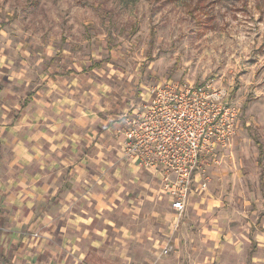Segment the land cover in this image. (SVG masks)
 Masks as SVG:
<instances>
[{
    "label": "rangeland",
    "instance_id": "obj_1",
    "mask_svg": "<svg viewBox=\"0 0 264 264\" xmlns=\"http://www.w3.org/2000/svg\"><path fill=\"white\" fill-rule=\"evenodd\" d=\"M78 69L105 83L99 100L116 105L119 125L166 80L230 92L236 134L201 165L216 253L225 264L249 255L264 264V0H0V76L16 100Z\"/></svg>",
    "mask_w": 264,
    "mask_h": 264
},
{
    "label": "crops",
    "instance_id": "obj_2",
    "mask_svg": "<svg viewBox=\"0 0 264 264\" xmlns=\"http://www.w3.org/2000/svg\"><path fill=\"white\" fill-rule=\"evenodd\" d=\"M80 72L45 77L22 101L0 76V264H225L208 190L178 217L161 201L162 174L124 157L105 83Z\"/></svg>",
    "mask_w": 264,
    "mask_h": 264
},
{
    "label": "built area",
    "instance_id": "obj_3",
    "mask_svg": "<svg viewBox=\"0 0 264 264\" xmlns=\"http://www.w3.org/2000/svg\"><path fill=\"white\" fill-rule=\"evenodd\" d=\"M238 118L226 88L166 80L151 89L149 100L142 94V101L133 102L125 114L123 154L162 174V190L182 217L193 193L208 189L201 165L231 144ZM171 248L167 245L160 255L167 256Z\"/></svg>",
    "mask_w": 264,
    "mask_h": 264
},
{
    "label": "trees",
    "instance_id": "obj_4",
    "mask_svg": "<svg viewBox=\"0 0 264 264\" xmlns=\"http://www.w3.org/2000/svg\"><path fill=\"white\" fill-rule=\"evenodd\" d=\"M100 66V63H98L95 67ZM262 151V150H261Z\"/></svg>",
    "mask_w": 264,
    "mask_h": 264
}]
</instances>
